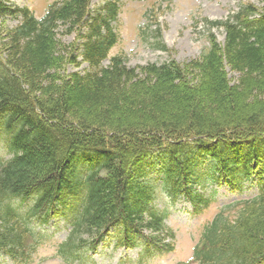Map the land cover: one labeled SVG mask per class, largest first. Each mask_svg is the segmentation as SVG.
Masks as SVG:
<instances>
[{
  "label": "trees",
  "instance_id": "16d2710c",
  "mask_svg": "<svg viewBox=\"0 0 264 264\" xmlns=\"http://www.w3.org/2000/svg\"><path fill=\"white\" fill-rule=\"evenodd\" d=\"M6 1L1 17L14 15ZM91 2L57 0L39 21L20 10L21 23L0 34V136L12 154L0 160V253L31 255L36 226L59 216L71 228L57 246L68 264L105 238L158 251L159 193L208 204L195 186L257 178L260 194L224 207L194 260L264 264V0L214 23L223 42L208 35L199 58L138 68L120 56L101 65L119 8ZM61 25L81 43L57 38ZM79 58L89 70L67 74Z\"/></svg>",
  "mask_w": 264,
  "mask_h": 264
},
{
  "label": "rangeland",
  "instance_id": "374dc122",
  "mask_svg": "<svg viewBox=\"0 0 264 264\" xmlns=\"http://www.w3.org/2000/svg\"><path fill=\"white\" fill-rule=\"evenodd\" d=\"M53 1L56 0H7L5 4L11 10L28 8L35 17L40 18ZM114 1L120 5L117 20L112 23L118 41L108 58L121 54L130 68L143 67L148 63L161 64L170 59L184 65L197 59L209 46L207 28L202 20H223L242 3L248 2L258 8L262 5V0H92L91 10H101L105 4ZM13 14L11 17L0 16V34L14 29L21 23V15ZM57 32V38L65 44L76 42L79 36L76 32L67 35L63 25ZM211 32L218 42H223L222 30ZM80 43L78 41L76 45ZM161 46L164 50L160 49ZM78 61L77 66H67V74H83L89 70L81 58ZM101 65L108 66L109 59L103 61ZM237 78V74L228 73L230 84H234ZM4 138L3 135L0 136V158L8 159L11 156L4 147ZM193 190L210 199L206 208L200 206L196 210L195 206L185 199H180L170 207L166 206L163 196L157 200L156 208L167 210L165 224L174 232V237L168 239L166 234H163L165 238L163 236L159 238L163 247L162 252L152 253V257L141 258L140 248L117 249L113 239L103 241L95 251L87 252L89 260L81 264H189L192 247L198 241L203 226L212 220L220 208L256 196L258 179L253 178L239 187L226 185L217 187L207 183L204 188L196 187ZM69 229L63 217L51 219L43 227L44 240L28 264H64L56 256L55 250L56 246L66 239ZM144 234L147 235L148 232L144 231ZM0 264L12 262L4 257L0 258Z\"/></svg>",
  "mask_w": 264,
  "mask_h": 264
}]
</instances>
